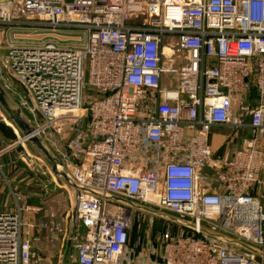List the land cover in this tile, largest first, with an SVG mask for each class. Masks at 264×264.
<instances>
[{
  "label": "built area",
  "instance_id": "obj_1",
  "mask_svg": "<svg viewBox=\"0 0 264 264\" xmlns=\"http://www.w3.org/2000/svg\"><path fill=\"white\" fill-rule=\"evenodd\" d=\"M21 18L61 39L10 44L0 86L35 127L24 135L9 123L18 142H49L57 167L85 188L75 264H140L133 215L139 229L163 221L148 264H264V0L0 2V25ZM69 118L60 144L57 122ZM225 124L251 136L214 159L209 133ZM149 154L155 165H134ZM14 199L0 209V264H40L24 214L42 207ZM42 228L66 238L61 221Z\"/></svg>",
  "mask_w": 264,
  "mask_h": 264
},
{
  "label": "rangeland",
  "instance_id": "obj_2",
  "mask_svg": "<svg viewBox=\"0 0 264 264\" xmlns=\"http://www.w3.org/2000/svg\"><path fill=\"white\" fill-rule=\"evenodd\" d=\"M19 21L20 22L15 25H0V54L6 53L9 45L12 43L37 45L61 39V37L55 35L45 23H33L32 21L34 20L23 18ZM0 92L4 93L12 111L21 109L18 100L7 91L3 90L1 86ZM84 93L87 96L88 101L91 102L94 94L92 87L87 86ZM87 103L88 102L85 103V106ZM237 105L238 103H236V106ZM85 106L83 108H85ZM82 112L84 113L85 110ZM23 113L26 115L24 111ZM3 117H6L7 121L18 127L14 120L11 119L9 109L0 102V119ZM59 120L60 121L57 122V125L59 128H62L61 134L56 132L55 135H57L60 144H64L71 135V127L73 126L74 120L70 118L68 120ZM249 134L251 136V132ZM43 143L46 147L45 151H49V153L53 155L55 151L50 143L47 141ZM1 145L3 144L1 143ZM19 145L20 146L11 150V158L15 161L11 167V174L13 177H16L19 182L13 181L14 185H12L11 182L7 183L6 191L4 192V200L10 205L15 200L13 199L15 193H20L22 195V206L34 203L36 198L38 200L43 199V202L39 204L43 207L42 211L37 212L35 210H29L24 214L25 222L28 223L24 227V232L25 234L28 232L32 249L37 253L40 259V264H75L77 254V239L75 237L79 231L74 220L77 191H75L72 185L62 176L53 171V161L50 159L52 156L49 157L35 141L31 140L25 142V144L21 143ZM236 147L233 148L235 149ZM150 148L151 151L149 153H160L161 149L156 147ZM28 153H30V155H28ZM35 156H38L41 160L36 159ZM23 157H26L28 160L32 158L35 160L34 162H31L30 160L28 161L32 167L26 164ZM46 165L48 168H46ZM7 170L8 168H6V171ZM30 170L33 171V173H36V177L42 178L45 183L49 185V187H47L48 191L45 190L46 193L43 192L44 196L36 194L35 192L37 191L30 189L26 184V181L23 179L25 176L24 174H28V171ZM43 171H45V173H43ZM12 175L10 177H12ZM53 177H56L57 179V186L54 184L55 182H51ZM15 184H18L19 188L17 191H12L15 190ZM131 219L132 227L130 246L135 249V256H137L140 264H148V251L155 244L154 237L160 233L161 229L155 223L152 227H149L147 223H143L139 229L138 218L133 215ZM49 220L61 221L62 225L67 227L65 240L63 239L62 234H56L58 237H52V233L49 230L42 228V224ZM30 224L33 225L31 226ZM83 232L84 231L81 230V236ZM81 236L79 234V238Z\"/></svg>",
  "mask_w": 264,
  "mask_h": 264
},
{
  "label": "crops",
  "instance_id": "obj_3",
  "mask_svg": "<svg viewBox=\"0 0 264 264\" xmlns=\"http://www.w3.org/2000/svg\"><path fill=\"white\" fill-rule=\"evenodd\" d=\"M236 103L238 102H235V111L239 112L238 107H237L238 105L236 106ZM252 103L254 104V102ZM255 104H257V101L255 102ZM8 127L10 131L11 130L10 128H12V126L8 122L4 121L3 119H0V209L12 206L15 203V200H14V202L8 205V203H6L4 200V194H5L4 192L6 191L7 183L11 182L12 185H14L13 184L14 182H19L17 181V178L13 177V175L11 174L12 173L11 167H12V164L15 162L11 158V150L16 148L17 146H20L19 144L21 143L18 142L19 137L17 136L16 133H15L16 136L14 137L12 135L5 134V129H7ZM250 132H251V129L248 126L242 127V128H236L230 124L229 125L227 124L214 125L211 128L210 133H209V140L214 150V159L231 156L235 150L244 147V140L246 138H249ZM1 143L3 145H1ZM233 147H236V148L234 149ZM43 150L45 151V149ZM45 152L48 154V156L49 155L52 156L53 158L52 160L54 162V157H53L54 155H52L51 153L49 154L48 151H45ZM155 159H156V156L154 154H149L146 157H143L142 155H140L139 157L133 158V160H135L134 165L141 164L143 162H148L151 166L155 165V162H156ZM23 160H25L26 164L30 167L32 166L28 161L29 160L31 162L35 161L33 158L28 160L26 157H23ZM6 168H8L7 171H6ZM30 171H28V174L27 173L24 174L25 176L23 177V179L26 181V184L28 185L30 189L37 191L35 192L36 194H38L39 196H44V193H46L45 190L48 191L47 187H49V185H47L42 178L36 177V173H33V171L30 172ZM203 172L211 173L212 169L210 167H206ZM43 173H45V171H43ZM11 175L12 177H10ZM56 180H57L56 177H53V179H51V182H55L54 184L57 186ZM34 182H41V183H34ZM18 184H15V190H12V191L18 190L19 188ZM12 188L14 189L13 186ZM42 202H43V199L38 200L36 198L34 203H31V204L29 203L28 205L31 207L40 206L39 204ZM53 236L58 237V235L56 236V234H52V237Z\"/></svg>",
  "mask_w": 264,
  "mask_h": 264
},
{
  "label": "water",
  "instance_id": "obj_4",
  "mask_svg": "<svg viewBox=\"0 0 264 264\" xmlns=\"http://www.w3.org/2000/svg\"><path fill=\"white\" fill-rule=\"evenodd\" d=\"M8 1H11V0H0V2H8ZM0 102L7 109H9L11 119L14 120V122L17 124V126L20 128V130L22 131L24 135L31 133L35 129V127L31 124V122L28 120V118L26 117V115L23 113L21 109H18L15 111H12L10 109L7 99L3 92H0ZM31 140L35 141L41 147V149H45V146L39 137L34 136L31 138ZM50 159L52 160L53 158L50 157ZM53 171L56 174L62 176L67 182H69L75 191L85 189L82 185L78 184L72 178V176L69 174V172L66 169L58 168L55 162H53Z\"/></svg>",
  "mask_w": 264,
  "mask_h": 264
},
{
  "label": "trees",
  "instance_id": "obj_5",
  "mask_svg": "<svg viewBox=\"0 0 264 264\" xmlns=\"http://www.w3.org/2000/svg\"><path fill=\"white\" fill-rule=\"evenodd\" d=\"M251 97L254 98L252 102H254V105H256L255 104V102H256V92L255 91H252ZM10 129H11L10 131H9V127L7 129H5V134L12 135L13 137L16 136L14 130L12 128H10ZM155 224L158 225L160 227V229L163 227V221L161 219H159V218L156 219V223Z\"/></svg>",
  "mask_w": 264,
  "mask_h": 264
},
{
  "label": "bare ground",
  "instance_id": "obj_6",
  "mask_svg": "<svg viewBox=\"0 0 264 264\" xmlns=\"http://www.w3.org/2000/svg\"><path fill=\"white\" fill-rule=\"evenodd\" d=\"M167 51H169V49H167ZM63 112H60L59 114H62ZM8 123H10L9 121H8ZM10 124H12V123H10Z\"/></svg>",
  "mask_w": 264,
  "mask_h": 264
}]
</instances>
